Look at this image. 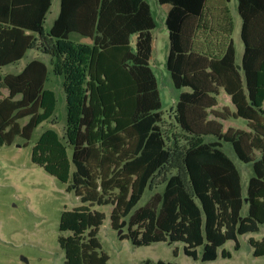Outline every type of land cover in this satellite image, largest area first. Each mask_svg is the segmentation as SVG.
I'll list each match as a JSON object with an SVG mask.
<instances>
[{"label":"trees","instance_id":"16d2710c","mask_svg":"<svg viewBox=\"0 0 264 264\" xmlns=\"http://www.w3.org/2000/svg\"><path fill=\"white\" fill-rule=\"evenodd\" d=\"M159 2L171 5L167 67L176 88L191 89L180 94L178 122L186 132L215 140L188 149L183 172L170 175L161 191L136 208L171 156L158 78L150 64L157 27L152 7L149 0H61L50 37L63 57L67 141L57 130H45L33 146L32 161L61 182H71L68 190L82 201L61 213L59 229L69 233L59 236L64 264H108L99 239L107 214L96 206L113 205V228L127 227L121 239L129 238L136 246L183 242L188 256L198 259L201 253L203 261L231 258L226 243L234 241L238 251L239 237L258 233L264 225V57H254L247 34L253 16L264 15V0H238L247 46L241 69L230 0L222 6V22L212 26L205 22L209 0ZM51 5L52 0H0V67L24 56L34 40L27 31H44ZM190 19L197 20L200 29L206 26L210 38L223 40L222 55L193 48ZM73 33L92 43L73 39ZM261 49L264 54V41ZM48 79L47 64L33 60L22 72L0 81V88L8 89V95H0V146L12 144L17 136L31 139L54 115L58 97L46 87ZM221 88L236 105L233 116L247 119L249 130H224L223 123L209 118L226 116L208 111L218 103ZM24 118L29 120L22 125ZM225 142L242 162L253 165L246 193ZM179 173L188 175L190 184ZM248 241L255 256H264V236ZM141 264L179 263L145 259Z\"/></svg>","mask_w":264,"mask_h":264},{"label":"rangeland","instance_id":"374dc122","mask_svg":"<svg viewBox=\"0 0 264 264\" xmlns=\"http://www.w3.org/2000/svg\"><path fill=\"white\" fill-rule=\"evenodd\" d=\"M149 2L157 22V27L153 30L152 67L158 77L161 91L164 111L162 127L167 136L171 156L167 167L157 173L136 208L145 205L154 192L161 191L170 175L183 172V157L188 149L199 142L215 140L211 136H195L186 132L178 122L176 105L179 90L175 88L167 67L169 29L166 17L169 6L161 5L159 0H149ZM50 26L51 16L42 32V36L48 40L51 39ZM54 40L50 41L48 56H44L50 68L46 87L55 90L58 97L54 115L34 130L31 139L17 136L12 144L0 146V264H64L65 251L60 246L59 236L69 233L61 232L59 229L61 213L82 204L74 190H68L71 182H61L32 161L33 146L45 130L55 129L62 139L67 141L65 133L68 109L62 73L63 57L55 50ZM31 54L32 51L20 62L5 66L0 72L19 73ZM3 91L8 92L7 89L0 88V95ZM174 95L177 97L176 100L173 99ZM28 120L29 118L21 119L20 123L24 125ZM239 120L226 121V129L229 126L235 128L244 126L242 124L244 120ZM224 150L240 169L244 193H246L249 179L254 174L253 165L242 162L231 143L225 142ZM179 174L183 176L186 185L190 184L188 175ZM96 208L107 214L99 231V239L102 250L109 255L108 264H141L145 259L156 261L163 259L179 264H264V256H255L248 241L251 235L261 239L264 235V225L258 233L241 235L239 237L241 249L238 251L234 248V241L230 240L226 243L225 247L232 251L233 257L220 256L214 261H203L201 253L198 259L188 256L184 251L183 242L171 245L167 242H156L151 245L136 246L129 238L121 239L120 235L127 231V227L122 228L121 231L113 228L110 218L113 205L96 206ZM175 249L177 254L174 253Z\"/></svg>","mask_w":264,"mask_h":264},{"label":"crops","instance_id":"0c3cea01","mask_svg":"<svg viewBox=\"0 0 264 264\" xmlns=\"http://www.w3.org/2000/svg\"><path fill=\"white\" fill-rule=\"evenodd\" d=\"M224 3H225V0H209L208 10H209L210 14H209L208 19L205 20V22L208 26L209 25L212 26L215 22L216 23H220V21L222 22L223 17H222L221 11H222V6L224 5ZM161 5H168L169 6L168 12L171 9L170 4H161ZM228 6H229L230 11L232 13V16L234 18V24H235L232 37L234 39V45H235V49H236V63L238 65V67L241 69L242 68V62H243V59H244V56L246 53V49H247L246 42L244 41L243 35H242L244 19H243V16L239 10L238 0H230V2L228 3ZM61 9H62L61 0H52V5H51L49 11L47 12V14L45 16L44 28H45V25L47 24L50 16H51L50 28H52V26L54 25V22L56 21V19L59 17V15L61 13ZM188 22L190 23L191 29H193V31H194V37L192 38V41H191V42L194 41L193 48L201 49L202 51L210 52L213 54H217V53L221 54V55L223 54L225 44H224L222 39L217 40L215 38H210L209 35L211 32H209V30L207 29L206 26H204V28L201 26L202 27L201 29L198 28L197 27V25H198L197 20L193 21V19H190V21H188ZM204 24L205 23H203V25ZM208 32H209V34H208ZM27 33L33 34V36H34L33 42L31 43L30 47L27 49L26 53L24 54V56L20 60H17L15 62L10 63V64L20 62L21 60H23L27 56V54L30 51H32L30 58L28 59L26 64L23 66V68L20 72H22L24 70V68L31 61L41 60L47 64L48 70H49V76H50L49 63L44 58V56H48V48L50 46L51 39L48 40V39L44 38L42 36V32H33V31L28 30ZM247 34H248V37L250 39V44H251L249 49L254 50V52H255L254 57L255 58L257 56H260V58L262 59L264 57L263 56L264 54H261V51H262L261 46H262V42L264 41V15L255 14L253 16V18L250 20V23L247 27ZM72 38L77 40V41H80V42L92 43L91 38L82 36L78 33H73ZM135 39H136V36L134 35L133 36V42H135ZM170 48H171V44H170V36H169V53H170ZM258 50H260V53L258 52ZM153 52H154V35H153ZM152 56H153V53H152ZM10 64H7L5 66H8ZM150 64L152 66V57L150 59ZM5 66H1L0 71ZM7 74H11V73L2 74L3 78ZM13 74H18V73H13ZM171 78H172V76H171ZM172 82H173V79H172ZM1 89L5 90L6 88H1ZM177 89L179 90V93L177 95L178 101H179V97H180L181 92H183L185 90H188V91L191 90L190 88H183V89L177 88ZM7 91H8V89H7ZM160 93H161V91H160ZM6 95H8V92L6 93V91H3L2 96H6ZM177 97L174 95L173 99L176 100ZM175 100H174V102H175ZM217 100H218V103L215 106H213L212 108H208V111H210L211 109H214L220 113H224L226 115L225 116L226 118L225 117L224 118L223 117H221V118L217 117L216 118L214 114H210L209 118L217 119L218 121L223 123L224 130H227L226 129V121L231 120V119L236 120V121H240L239 119H242V120H244V123H242V122L241 123L244 124V126H242L241 128H235L233 126H229L228 128L232 127L235 129L249 130L247 119H245L243 117H234L233 116V112L236 111V105L234 104V102L232 100V96L224 88L220 89V91L217 95ZM178 101H177V103H178ZM206 136H211L214 138V136H212V135H206ZM251 236L254 237L253 235H251ZM154 261H156V260H154Z\"/></svg>","mask_w":264,"mask_h":264},{"label":"water","instance_id":"95a60500","mask_svg":"<svg viewBox=\"0 0 264 264\" xmlns=\"http://www.w3.org/2000/svg\"><path fill=\"white\" fill-rule=\"evenodd\" d=\"M2 80H3V76H2V74L0 73V81H2ZM23 259L26 260V258H24V257H23Z\"/></svg>","mask_w":264,"mask_h":264}]
</instances>
